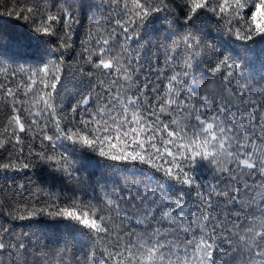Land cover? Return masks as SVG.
I'll return each mask as SVG.
<instances>
[{
	"label": "snow or ice",
	"instance_id": "1",
	"mask_svg": "<svg viewBox=\"0 0 264 264\" xmlns=\"http://www.w3.org/2000/svg\"><path fill=\"white\" fill-rule=\"evenodd\" d=\"M112 3L119 8L116 18L115 8L108 11L104 0H26L0 11V20L8 17L29 22L34 33L48 38L59 50L57 55L46 49L38 61L42 66L35 70L20 68L26 80L15 87L0 83V99L11 98L13 113L19 111L16 105H24L32 117L26 128L20 115L11 116L12 135L0 134V150L12 140L21 143L16 129L31 132L33 125L39 126L51 115L57 135L44 132L42 139L53 150L57 141H67L69 155L40 151L35 157L60 173L62 183L87 182V178L76 176L77 154L87 153L89 159L99 157L107 162L97 161L99 176L94 184L87 182L84 188L73 185L68 190L71 195L63 201L49 196L40 203L30 200L8 206L4 224L42 218L66 222L63 227L68 236L57 240H62L65 251L78 242L77 236L87 241L83 264H264V104L257 102L248 85L254 75L244 74L246 68L258 63L264 80V53L252 54L249 47L232 55L221 52L206 68L189 58L178 62L180 56L169 53L165 57L167 74L162 73L166 83L163 89L159 83L151 88L155 93L151 100L149 84L137 81L144 58L139 30L157 14L166 12L173 17V27L178 28L172 33L178 38L173 45L194 57L214 43L210 39L214 22L217 28L223 24L222 31L236 41L264 39V0ZM249 8L253 10L246 19L242 13ZM82 22L87 27L85 59L105 78L100 83L108 93L100 104L102 94L89 91L71 108L72 113L80 108L87 112L92 105L88 119H79L83 128L74 120L62 126L57 109L62 103L57 89L64 56L74 27ZM117 35L121 39L117 40ZM94 56L99 58L94 60ZM8 72L0 63V75L6 80ZM214 86L219 87L218 94L213 92ZM205 162L215 176L202 183L200 169ZM129 165H145L162 175H147ZM33 167L26 158L0 159L3 173L27 174ZM137 175L143 179L137 180ZM18 188L23 191L25 185ZM89 192L98 193L95 203ZM193 196V213L182 215ZM0 232L6 234L0 236V257H11L7 264H29V257L43 253L41 249L33 253L35 246L16 241L4 225ZM57 240L52 243L59 248ZM0 264L5 261L0 259Z\"/></svg>",
	"mask_w": 264,
	"mask_h": 264
},
{
	"label": "trees",
	"instance_id": "2",
	"mask_svg": "<svg viewBox=\"0 0 264 264\" xmlns=\"http://www.w3.org/2000/svg\"><path fill=\"white\" fill-rule=\"evenodd\" d=\"M26 0H0V11L10 9L11 7L19 6L24 4ZM99 2V0H96ZM251 3V0H248ZM108 11H113V17L116 18V13L119 12L118 6L112 3V0H104ZM253 9L249 8L244 10L242 13L245 18H248V13ZM218 19V18H217ZM90 23V22H88ZM232 23L236 26V20ZM242 23V22H241ZM223 24L220 28H217L216 23L212 24V36L210 39L214 40V43L210 44L208 49H201L195 56H192L190 51H186L183 47H176L173 45V41H177L178 38L173 36L172 33L178 31V28L173 27V17L162 12L157 14V17L150 21L144 26V28L139 30V38L142 41V46L140 47L141 52L144 54L142 60V67L137 76V81L142 85L144 83L149 84V90L147 95L151 100V97L155 93L151 92V88L159 83L161 89L164 88L166 81L164 80V75L166 72L165 57L167 54H171L173 57L180 56L181 62L185 58L193 60V63H200L201 67L206 68L207 65L213 62V60L219 56L221 52L225 55H232L233 52L242 53L244 47H249L253 50L252 54L264 53V39L257 37L254 41H236L235 37H229V35L222 31ZM119 32V29L117 30ZM87 35L86 22H82L78 27H74L72 36L69 40V47L64 56L63 63V73L61 76V85H58L57 91L60 93L59 100L62 103L57 104L58 114L62 121V126L69 124L71 121H75L78 126L79 119L83 117L88 119L89 113L93 110L92 105L89 106L88 111L80 108L76 113L71 112V108L77 106L78 100L86 95L89 91L93 93H101L102 95L98 98L99 103H104V97L108 95L105 92V86L101 85L100 81L105 79L100 71L93 68L91 64L87 63L85 57L87 53L83 51L85 48V37ZM171 37V39H169ZM117 40L121 39L117 35ZM149 41L151 43H149ZM50 50L56 52L59 55V50L55 44L48 42V38H41L36 33L31 30L29 22L23 20L17 21L15 19H10L8 17H3L0 20V63L8 68V79L5 76L0 75V83L11 84L15 87L17 83L22 80H26V76L19 73L20 68L26 70H35L36 68L42 66L38 63L41 60L42 54L45 50ZM215 54H213V50ZM99 57L94 56L93 59L96 60ZM45 59V63H47ZM243 66V61H241ZM15 71L17 74L12 76L11 73ZM92 73V75H88ZM162 73L164 75H162ZM254 75L255 79H249L248 85L252 88L253 93H255L254 98L258 103L264 104V80L260 79L261 72L260 66L257 65L254 68H246L245 76L249 74ZM109 81H106V84ZM243 83V81L241 82ZM39 87V85H37ZM245 91L247 89L245 88ZM0 95H3L0 92ZM18 96L21 93H17ZM19 109L18 112L13 113L11 98L0 99V134L5 136L12 135V127L9 126V120L12 115H20L21 121L25 123L26 128L29 126L32 117L26 112L24 105H16ZM243 107V106H242ZM264 110V109H262ZM259 116V113L257 114ZM155 119V117H151ZM162 119L167 121L169 118L167 116H162ZM47 125L44 128V125ZM91 127V125H89ZM172 127V126H170ZM8 129L5 133L4 130ZM31 132L21 133L16 129V134L20 136L21 143L15 144L12 140L5 150H0V159H5L11 157L15 159L19 157L22 161L26 158L32 161L34 167L28 171L19 173H3L0 172V225L10 228L12 235L16 241H23L30 246H35L32 249L35 253L36 249L43 250L41 255H33L29 257V264H83V255L87 251L85 246L88 242L82 241L79 236H77V243H75L69 251H65L63 248L62 240H57V238H67L68 234L64 230V221H53L47 218H42L38 221H12L9 224H4V220L7 218L4 213L8 206H16L29 202L30 200L34 203H40L49 199L51 196L53 199L59 198L61 201L65 200L67 196L71 195L68 191L73 185L79 184V180L69 181L68 183H62L60 180V173L54 172L50 166L39 163L35 157L36 152L43 151L49 155H59L61 153L69 155L66 151L67 148H71V145L67 141H57L56 149L53 150L48 141L42 139L44 132L48 135H57L55 132V123L51 115H46L40 122L39 126L33 125ZM43 129V131H41ZM43 144V147L41 146ZM21 149L23 150L21 152ZM72 158V157H70ZM79 161L76 170V176L87 178V182L95 183L97 176H99V168L97 166V161L99 164L107 163L102 158L95 157L89 159L87 153L81 156L77 154L75 157ZM118 167H120L118 165ZM130 169L134 168L140 170L147 175L161 176V173H154V170L147 168L145 165L127 166ZM95 173V175H92ZM7 175L9 179L5 181L3 176ZM201 182L206 183L214 179L215 174L210 172L206 162L201 166L200 169ZM31 177V179H29ZM137 180H142L143 177L137 175ZM87 182L84 184H79L81 188L87 187ZM167 183V182H166ZM25 185V190H20L18 185ZM37 185L39 187H37ZM44 189L45 191H41ZM45 192L48 194L46 195ZM89 196L92 197L93 203H95L98 198V193L93 194L89 192ZM39 197V199H37ZM195 197L193 196L190 200L186 202L183 214H192L195 208L193 201ZM98 215L100 213H97ZM0 236H6L5 233L0 232ZM57 240L60 247L57 248L52 241ZM0 259L7 261L11 257H0Z\"/></svg>",
	"mask_w": 264,
	"mask_h": 264
},
{
	"label": "clouds",
	"instance_id": "3",
	"mask_svg": "<svg viewBox=\"0 0 264 264\" xmlns=\"http://www.w3.org/2000/svg\"><path fill=\"white\" fill-rule=\"evenodd\" d=\"M212 90H213V92H215V93H217V94H218L219 91H220V89H219L218 86H214Z\"/></svg>",
	"mask_w": 264,
	"mask_h": 264
}]
</instances>
